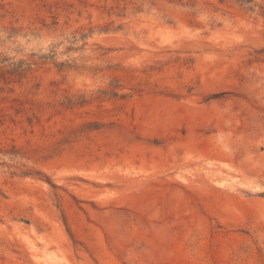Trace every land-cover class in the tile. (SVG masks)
Segmentation results:
<instances>
[{"label": "rangeland", "instance_id": "1", "mask_svg": "<svg viewBox=\"0 0 264 264\" xmlns=\"http://www.w3.org/2000/svg\"><path fill=\"white\" fill-rule=\"evenodd\" d=\"M0 264H264V0H0Z\"/></svg>", "mask_w": 264, "mask_h": 264}]
</instances>
